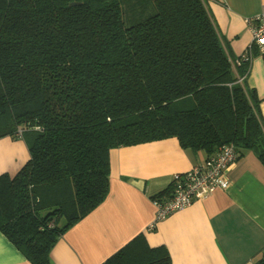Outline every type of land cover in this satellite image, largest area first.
Wrapping results in <instances>:
<instances>
[{"label": "trees", "instance_id": "16d2710c", "mask_svg": "<svg viewBox=\"0 0 264 264\" xmlns=\"http://www.w3.org/2000/svg\"><path fill=\"white\" fill-rule=\"evenodd\" d=\"M249 68L205 0H0V139L29 150L0 174V231L32 264H52L60 237L108 195L120 146L175 136L209 155L250 150L264 165ZM102 264L171 259L139 235Z\"/></svg>", "mask_w": 264, "mask_h": 264}, {"label": "crops", "instance_id": "0c3cea01", "mask_svg": "<svg viewBox=\"0 0 264 264\" xmlns=\"http://www.w3.org/2000/svg\"><path fill=\"white\" fill-rule=\"evenodd\" d=\"M205 4L227 50L240 58L252 41L246 19L260 13L264 0ZM246 81L261 101L264 124V57L256 49ZM208 157L205 150L182 147L175 136L112 149L108 195L60 237L51 249V263L102 264L143 235L150 247L167 248L171 264H261L264 165L250 150L227 170V188H215L148 230L157 212L152 195L169 187L175 173L203 165ZM28 159L23 140L0 139V174H15ZM0 264H32L1 231Z\"/></svg>", "mask_w": 264, "mask_h": 264}, {"label": "built area", "instance_id": "2783aa9c", "mask_svg": "<svg viewBox=\"0 0 264 264\" xmlns=\"http://www.w3.org/2000/svg\"><path fill=\"white\" fill-rule=\"evenodd\" d=\"M245 23L251 33L252 41L241 59L251 61L254 49L264 57V6L259 14L247 18ZM240 62L237 60V63L240 64ZM237 160L236 148L233 145L225 144L210 155L203 165L186 172L175 173L172 179L173 196L154 200L157 212L155 221L148 230H154L160 221L176 211L189 207L195 200L208 197L215 188H227L229 181L226 172Z\"/></svg>", "mask_w": 264, "mask_h": 264}, {"label": "water", "instance_id": "95a60500", "mask_svg": "<svg viewBox=\"0 0 264 264\" xmlns=\"http://www.w3.org/2000/svg\"><path fill=\"white\" fill-rule=\"evenodd\" d=\"M76 4H78V3H72L71 5H76Z\"/></svg>", "mask_w": 264, "mask_h": 264}]
</instances>
